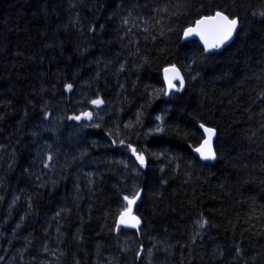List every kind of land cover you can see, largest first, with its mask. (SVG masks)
Instances as JSON below:
<instances>
[{"label": "trees", "instance_id": "16d2710c", "mask_svg": "<svg viewBox=\"0 0 264 264\" xmlns=\"http://www.w3.org/2000/svg\"><path fill=\"white\" fill-rule=\"evenodd\" d=\"M49 1L45 8L48 0H0V264H94L100 250L110 264H153L155 245L166 264L172 256L182 264H264V0H78L71 16L79 20L85 8V22L67 26L57 8L67 0ZM216 12L237 18L239 29L223 51L207 54L183 35ZM95 15L104 21L94 23ZM51 33L56 40L46 47ZM64 44L74 47L62 56L56 49ZM169 66L185 87L166 101ZM97 98L98 117L72 121L101 109L92 106ZM201 125L217 131L214 163L194 154ZM65 164L78 171L63 173ZM139 191L141 229H118L124 197ZM34 210H49L54 223L36 237L26 228ZM58 225L100 245L75 246L69 257V230ZM202 236L220 253L207 251Z\"/></svg>", "mask_w": 264, "mask_h": 264}, {"label": "rangeland", "instance_id": "374dc122", "mask_svg": "<svg viewBox=\"0 0 264 264\" xmlns=\"http://www.w3.org/2000/svg\"><path fill=\"white\" fill-rule=\"evenodd\" d=\"M74 1L76 2V1H78V0H67V2L66 3H63V4H61V5H59L57 8H61L62 9V13L64 14V16L66 17V19L65 20H60V21H58V22H65V24H66V26L67 25H70V24H76V23H82V22H85V20L83 19L84 18V13H85V8H83V10H81L80 9V15L78 16V18H79V20H76V19H74V18H72V12H74ZM91 3V2H90ZM51 7V1H49L48 0V2H46V4H45V8H50ZM109 8H116L117 7V5H115V4H109V6H108ZM135 8H136V6H135ZM118 10V9H117ZM59 16V15H58ZM92 17V16H91ZM90 19H93L94 20V23H95V20L96 21H104L102 18H100L99 19V17H97L96 15L94 16V18H90ZM67 20H69V21H67ZM67 21V22H66ZM48 23H49V18H48V22H46V25H48ZM95 25H97V24H95ZM63 30V29H62ZM59 31H61V30H56V34L57 33H59ZM56 40V36L54 35V34H48V35H44V37H43V44H44V46H46V47H49L50 45H49V43L50 42H52L53 40ZM74 47V45L73 44H64V45H61L60 47H58L56 50H60V51H62L63 52V55L62 56H64V55H66L67 53H69L70 51H71V49ZM95 64H91V65H89V68H91L92 66H94ZM210 67V66H209ZM107 83V86H110V85H113V84H115V80H113L111 83H110V80L109 79H107V81H106ZM124 92V91H123ZM122 92V93H123ZM101 109H92L91 111H89V112H91L93 115H92V118L93 119H95L96 117H98L100 114H101V112L104 110V107H100ZM132 112H135L134 110H132ZM81 118H85V119H87L86 117H83L82 115H81ZM46 121L47 122H51V116L50 115H48L47 116V118H46ZM141 122H142V120L139 118V121L137 122V124L138 125H140L141 124ZM27 130H29L27 127H25ZM61 128V124H57V131L58 132H60L59 131V129ZM2 132H3V134L6 136V130L4 129V130H2ZM25 134V133H24ZM26 135V134H25ZM69 136L70 135H68V136H66V138H69ZM137 136L139 137V139H140V134H137ZM142 137L145 139V140H148V137H147V135L145 134V133H143L142 134ZM6 138V137H5ZM9 138V137H8ZM8 138H6L7 140H8ZM83 150V147L81 146V144H79V146L78 145H74V148H73V155L74 156H76V155H78L81 151ZM125 161H124V164H126L128 161H129V158H128V156H126L125 157V159H124ZM67 164H69V163H67ZM67 164H65L63 167H62V169H61V171L63 172V173H71V172H74V171H78V167H71L72 169L70 170V171H66L65 170V167H66V165ZM26 169L27 168H29V170L30 171H35V169L33 168V166H32V164H29L28 166H26L25 167ZM121 174H122V176H124V172H120ZM32 177V174H29V171L27 172V176H26V178H25V181L27 182V184H28V186H31V181H30V178ZM117 178L115 177V178H113L111 181H115ZM155 181H157V180H155ZM155 185H156V182H153V184H152V187H153V189H154V187H155ZM150 187H151V183H150V185H149V187H148V189H150ZM169 187V185L167 186V187H164V188H168ZM39 188H41V196L42 195H44L45 193H46V190H47V186H46V182L43 180L42 181V183H40V185H39ZM51 193H53V191H51ZM79 193V192H78ZM115 199H116V197H115ZM147 203V202H146ZM46 206H47V204H46ZM45 207V204H44V206H42V208H44ZM127 207V202H126V206H125V208ZM53 210V209H52ZM31 213H36V216H35V214L33 215V220L31 221V222H29L28 220H27V222H26V228L28 229V231H32V234L36 237L38 234H40L41 232H42V229L46 226H49V224L51 223V224H54V223H52L51 221H50V218H49V213H50V211L48 210L45 214H43V212H40V211H33V212H31ZM7 217L8 218H10V217H12V214L10 213V212H8L7 211ZM201 225V222L199 221V226ZM60 228H62V229H68L69 230V234H68V236H69V244H68V246H70L69 247V251H70V253H68V256L70 257V255L72 254V251H73V248L75 247V246H86L87 247V249H89V248H97L100 244H99V242H93V240L90 238L89 239V237H85V238H81V237H79V235H78V233L77 232H75V230L74 229H72V228H70V227H64V226H60V225H58ZM197 226H198V223H197ZM201 227V226H200ZM21 228H22V226H20V225H17V228H16V230H15V234H17V235H23L24 233H25V231H26V229H25V231L24 232H21ZM152 227L151 226H149V229H151ZM5 238V236H1V232H0V251L3 249L2 248V245H1V243H2V240ZM132 239H133V236H132ZM13 240H18L19 241V239H17V236H11L10 235V241L12 242ZM81 240H85L84 242H81ZM198 240H199V238H196V239H194V244L195 245H197V243H198ZM201 240H202V242L205 244V246L207 247V251H209L210 249L212 250V251H214V252H217V253H220V250H217L218 248H219V246L217 245V243L215 242V240L213 239V238H211V237H209V236H202V238H201ZM77 243V244H74L73 245V243ZM78 242H81V243H78ZM92 243V244H91ZM72 244V245H71ZM232 247V246H231ZM231 247H229V246H227L226 248L228 249V250H231L230 248ZM105 248H107L106 246H105ZM157 249V256L156 257H158V259H155L154 261H153V264H166V262H167V259H165L166 257H163L161 254L162 253H165V250L164 249H162V248H160L158 245H155L154 246V249ZM183 249H185L184 247H182ZM195 247L194 246H192L191 247V249H194ZM8 249V248H7ZM211 252V251H210ZM42 253L45 255V256H47V257H53V255H51V253H52V251L51 250H47V249H43L42 250ZM86 252L84 251V254H85ZM97 256H98V258H99V260L98 261H96V263L94 262V264H99V262L102 260V261H104V263L103 264H110L111 263V261L112 260H109L108 258H109V256L108 255H106L105 253H104V251L103 250H100V251H98V253H97ZM112 259V258H111ZM119 260H120V258H118ZM106 260L107 261H109V262H106ZM169 262H170V264H171V262H172V264H182V263H184V262H181L180 261V258H178V256H172V257H169ZM84 264H88L87 262H85ZM117 264H119V262L117 263Z\"/></svg>", "mask_w": 264, "mask_h": 264}, {"label": "snow or ice", "instance_id": "6c2138e0", "mask_svg": "<svg viewBox=\"0 0 264 264\" xmlns=\"http://www.w3.org/2000/svg\"><path fill=\"white\" fill-rule=\"evenodd\" d=\"M206 19L217 21L218 29L221 32V40L219 41L220 43H223L224 40H227L231 37L237 25L236 19H229L227 16L223 15L220 12H217L215 17H209ZM205 22H206L205 20H202V21H198L197 23L199 25V24H204ZM192 31L194 30L189 29L188 33ZM188 33H186V35ZM216 46L217 45L215 44L212 45V47H216ZM169 71L174 73V76H172L171 78L166 76V79L168 80L169 88L175 87V85L172 83L173 79H179L180 85L182 87L184 81H183V78L180 76L179 72L176 70L175 66H173L171 69H165V73H168ZM71 88H72L71 84L67 85V89L69 91L71 90ZM177 91H179V89H177ZM91 103L95 106H99L103 103V100L97 98V99L92 100ZM92 115L93 114L91 112L82 113V116L86 117L89 120L92 119ZM71 119L80 120L81 116H74V117H71ZM95 126L98 127L99 125H95ZM201 128H204V131L208 135V139H206L204 141V144L201 145V147L197 148L196 151L200 153L201 158L204 160L216 159L215 153L212 151V147H211V141H212V137L215 135V131L212 128H205L204 125H201ZM120 143L123 144V141H120ZM129 147H131V145H129ZM132 151H133V154L136 155L137 160L141 163V165H143L145 163L143 154H138L136 152V149L134 148L132 149ZM49 159H51V157H49ZM45 166L47 167V165ZM138 197H139V193L134 194L133 198L131 199H129L128 196L124 197V199L127 201L128 206L124 209V211L120 215L121 224H124L125 226H131V227H137L140 224L139 219L136 216L131 215V206L135 204L136 199H138ZM125 217H129V219L126 220ZM129 221H134V223H130ZM205 224H207L206 220L203 221L200 226L203 227Z\"/></svg>", "mask_w": 264, "mask_h": 264}, {"label": "water", "instance_id": "95a60500", "mask_svg": "<svg viewBox=\"0 0 264 264\" xmlns=\"http://www.w3.org/2000/svg\"><path fill=\"white\" fill-rule=\"evenodd\" d=\"M223 14V13H222ZM225 15V14H223ZM216 16V13L215 14H212V15H206V16H203L201 17L198 21H202V20H205L206 22L204 24H199L198 25V21L196 22L195 26L193 28H189V29H193L194 31L188 33V30L186 31V33H188L186 35H184V37L186 38H197L198 40L201 41L202 45H203V42L201 39L204 40L205 44L208 46L209 49L205 48V51L206 53H219L221 51H223L226 47H228L235 39L236 37V34H237V31L239 29V21L237 20V25L235 27V30L233 31L231 37L227 40H224L223 43H220L219 41L221 40V32L219 31L218 29V24H217V21H212V20H207L206 18H209V17H215ZM226 16V15H225ZM228 17V16H227ZM229 18V17H228ZM231 19V18H229ZM212 21V22H211ZM211 23V24H210ZM208 24V25H207ZM216 26H215V25ZM204 25V26H203ZM207 26V27H206ZM206 27V28H205ZM202 28V29H201ZM205 28V29H204ZM206 30V31H205ZM218 30V31H217ZM215 34V35H214ZM209 35V36H208ZM214 35V36H213ZM218 37V38H217ZM216 38V39H215ZM215 40V41H214ZM217 45L216 47H212V45ZM172 68V67H171ZM171 68H168V69H171ZM176 70L179 72L180 76L183 78V81L185 82L184 80V77L181 75L180 71L176 68ZM166 76L171 78L172 76H174V73L169 71L168 73H165L164 72V83H165V87H166V97L169 98V95L173 92V91H177L178 87L176 86V82H180L179 79H173L172 80V83L175 85V87L173 88H169V85H168V80L166 79ZM184 85V83H183ZM183 87V86H182ZM102 105V104H101ZM100 106V105H99ZM203 131H204V128H201ZM204 133L206 134L207 136V139H208V135L207 133L204 131ZM215 137H216V132H215V135L212 137V141H211V147H212V151L215 153V150H214V140H215ZM204 144V143H203ZM197 155H200L199 153ZM216 156V154H215ZM201 157V156H200ZM217 159V158H216ZM216 159H213V160H204L201 158L202 161L204 162H216ZM137 201V199H136ZM136 204V202H135ZM135 204H133L131 206V214H133L134 212V209H135ZM126 220L129 219V217H125ZM130 223H134V221H129ZM119 224H121L120 222V219H119ZM124 225V224H123ZM140 225V224H139ZM138 225V226H139ZM137 227H131V226H126L127 228H138Z\"/></svg>", "mask_w": 264, "mask_h": 264}, {"label": "bare ground", "instance_id": "6f19581e", "mask_svg": "<svg viewBox=\"0 0 264 264\" xmlns=\"http://www.w3.org/2000/svg\"><path fill=\"white\" fill-rule=\"evenodd\" d=\"M211 22H212V21H211ZM210 24H211V23H210ZM207 25H208V24H207ZM214 25H215V24H214ZM203 26H204V25H203ZM215 26H216V25H215ZM206 27H207V26H206ZM206 27H205V28H206ZM205 28H204V29H205ZM201 29H202V28H201ZM205 31H206V30H205ZM217 31H218V30H217ZM214 35H215V34H214ZM214 35H213V36H214ZM208 36H209V35H208ZM220 37H221V35H220ZM217 38H218V37H217ZM215 39H216V38H215ZM201 40H202L203 45L205 46V48L209 49L208 46L205 44L204 40H203V39H201ZM214 41H215V40H214ZM204 127H205V126H204ZM200 129H201V126H200ZM199 147H201V144H200L198 147H196V148L194 149V154H195L196 156H197V154H198V152L196 151V149L199 148ZM199 154H200V153H199Z\"/></svg>", "mask_w": 264, "mask_h": 264}]
</instances>
